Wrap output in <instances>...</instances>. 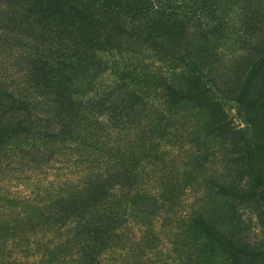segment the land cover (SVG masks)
Listing matches in <instances>:
<instances>
[{
  "label": "rangeland",
  "instance_id": "1",
  "mask_svg": "<svg viewBox=\"0 0 264 264\" xmlns=\"http://www.w3.org/2000/svg\"><path fill=\"white\" fill-rule=\"evenodd\" d=\"M152 1L168 14L154 13L146 22L166 32V44L202 61L224 88L223 96L208 85L225 108L224 119L240 131L234 139L242 158L235 159L228 130L216 129L220 119L214 110L192 101L168 106L167 101L178 98L177 92H168V84L184 88L189 80L153 68L139 75L133 68L140 55L131 52L122 30L82 27L67 53L77 57L107 34L103 48L111 49L110 53L100 62L82 64L96 77L93 89L106 94H92L87 106L73 107L64 78L48 84L47 90L62 105V116L71 119L83 144L68 149L66 144L45 143L42 136L34 135L18 136L4 146L0 264H94L92 258L102 252L106 264H201L200 259L223 264L227 255L220 243L189 227L191 213L198 211L209 221L230 223L229 229L237 223L234 232L243 241L259 245L258 257L246 252L244 262L264 264V201L224 198L208 188L212 178L249 180L264 173V167L259 168L264 162V0H214L221 8L216 15L209 13L208 5L201 9L200 0ZM38 4L0 0V78L10 88L24 73L31 83L47 84L44 65L24 53V29L40 25L37 17H28ZM140 52L151 55V51ZM123 62L131 66V79L118 86L117 67ZM79 91L75 88L72 96L78 97ZM10 103L7 96H0L4 114L0 118L21 115L9 113ZM192 130H198V136ZM149 136L160 144V154H155L156 142ZM96 142L108 160L105 164L87 161L88 145ZM157 173L161 178L155 182ZM145 188L160 194L161 210L166 211L160 210L154 218L132 204L115 216L111 199L120 195L112 197L113 193L128 196ZM56 240L67 243L61 253L64 261L58 260L61 254L53 247Z\"/></svg>",
  "mask_w": 264,
  "mask_h": 264
},
{
  "label": "trees",
  "instance_id": "2",
  "mask_svg": "<svg viewBox=\"0 0 264 264\" xmlns=\"http://www.w3.org/2000/svg\"><path fill=\"white\" fill-rule=\"evenodd\" d=\"M36 1L40 4L30 10L28 17L32 18L35 16V19L37 17L36 22L40 23V25L32 26V24H29V27L24 29L26 31L24 39L26 49L24 53L28 58L44 65L48 72V81L46 85L40 86L34 84V81L31 83L28 75L26 76V73H24L14 79L10 88L6 84V81L0 78V96H7L11 102L8 108L10 110L9 113H21L20 116L17 115L12 118L9 116L7 118H0V153L6 151L4 146L6 143L8 144L10 139L18 136H42L45 143L60 142L66 144L68 149H71L74 144H83L80 132L76 127H73L71 119H66L62 116V105L54 98V93L47 90L49 88L48 84H53L56 80L64 78V81L69 83L71 92L70 103L73 107L87 106L90 100H92V94H106V91L101 90L97 93L93 89L96 77L89 70H83L82 64L88 60H99L100 62L110 53L108 51L111 49L103 48L108 42L107 34L103 33V36L96 38L95 43L87 46L85 49L82 47L84 51L80 52L77 57H70L67 51L71 43L76 41L75 38H80L79 34L76 33H79L82 27H94V29L100 32L101 30L115 29L116 26L117 29L122 30L127 35L126 37L129 38V45L132 47L131 52L140 55V57L137 56L135 58L138 64L133 63L139 70L136 69V66L133 70L135 69L139 75H142L145 70L153 68L160 73L169 71L172 76H182L189 80L188 86L184 88H177L172 83L168 84V92L178 93L176 100L167 101L168 106L173 105L175 107L192 101L198 103L200 108L214 110L216 118L220 119V122L216 124V129L222 131V126L228 130V143L233 147L238 156L235 159L239 161L242 158V155L238 153L239 143L234 139L239 135L240 131L233 130L229 121L224 119L226 116L225 108L220 100L213 96L214 90L218 91V95L224 96V88L212 75L210 69L203 66L202 61L190 56L189 53H186L185 50L176 45L166 44L168 42L166 32L161 28L155 29L154 26L146 22L152 19L154 13L162 16L166 13L168 14L164 8H160V6L154 7L152 0ZM200 2L203 4L200 7L201 9H206L204 8L205 5H208V11L210 9L209 13L216 15L221 9L220 5H217L214 0H200ZM78 6L83 10L82 13L78 11ZM17 29L20 30V28ZM16 32L17 30L14 29L13 33L15 34ZM135 50L151 51V55L142 56V52H136ZM130 68L131 66L127 65L126 62L118 65L119 77L115 82L116 85L120 86L128 80L127 78L131 79L128 73ZM209 84H211L214 90L208 87ZM42 87L45 90L44 94L41 92ZM75 88L80 90L78 97L72 96L75 93ZM0 115L3 116L4 114L0 113ZM156 130H159V128L157 127ZM192 132H195V135L198 136V130H192ZM149 138L153 139L152 136H149ZM153 141L156 142L155 154H160V144L154 139ZM99 143L96 142L94 146L92 144L88 145L90 149L87 154V161L95 165L105 164L108 161L105 159V153ZM253 157L250 155V158ZM259 164V168L264 167V162H260ZM245 171L251 172L253 170L248 169ZM157 172L159 174L162 173L161 171ZM263 175L264 173L256 179L250 178L249 180H242L241 178H237V180L232 178L224 180L212 178L208 183V188L213 194H218L224 198L261 202L264 201ZM153 177H155V182L156 179L161 178L160 175L158 176V173L154 174ZM260 180L262 181L261 183ZM117 191H120L119 187H117ZM119 195L118 199H111L112 203H115L113 211L115 216H120V213L130 208L132 204H137L146 215L151 216L152 214L155 218L157 213L164 207L160 194L154 192L152 189L145 188V190L133 191L128 196H122V193H113L112 197H118ZM228 224L230 223L216 218L214 221H209L207 217L198 211L196 214L191 213L189 227L191 226L190 228L195 233L200 230L208 238H214L220 243L227 255V259L224 260L223 264H249L247 261L244 262V253L253 252L256 259L259 252L256 247L259 245L243 241L242 237L234 232L237 223L231 224V229L226 227ZM28 244L30 246V242ZM66 246V241L62 242V240H56L53 245V247L59 250V254L62 253V250L65 251ZM253 248L258 251L253 250ZM53 251L51 250L49 253ZM104 253L98 254L91 261L94 264H106L103 257ZM61 256L64 257V254L57 256L58 260L64 261ZM84 259L87 263L88 257L85 256ZM252 260H254L253 256ZM200 261L198 262L201 264H215L207 260L200 259Z\"/></svg>",
  "mask_w": 264,
  "mask_h": 264
}]
</instances>
